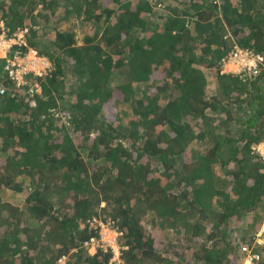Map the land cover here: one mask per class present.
I'll list each match as a JSON object with an SVG mask.
<instances>
[{
    "label": "trees",
    "instance_id": "16d2710c",
    "mask_svg": "<svg viewBox=\"0 0 264 264\" xmlns=\"http://www.w3.org/2000/svg\"><path fill=\"white\" fill-rule=\"evenodd\" d=\"M102 1L0 0L11 50L52 63L17 85L0 58V264H109L84 245L101 215L120 264L236 261L264 221V0ZM234 44L256 72H219Z\"/></svg>",
    "mask_w": 264,
    "mask_h": 264
},
{
    "label": "built area",
    "instance_id": "2783aa9c",
    "mask_svg": "<svg viewBox=\"0 0 264 264\" xmlns=\"http://www.w3.org/2000/svg\"><path fill=\"white\" fill-rule=\"evenodd\" d=\"M0 58L4 60L3 68L8 74L16 80L17 85H28L24 75L33 73L41 75L50 69L48 60L38 54L32 48H29L24 54L21 51H13V45L26 44L24 40V30H18L12 36L8 35L9 29L0 23ZM2 52V54H1ZM262 57L259 54L253 53L251 50L240 47L234 44L228 55L221 60L223 69L221 72H247L249 70L257 71L258 65ZM226 63L229 64L226 65ZM237 66V71L234 67ZM232 70V71H231ZM33 90V85L30 86V91ZM1 92H3L1 90ZM256 150L264 156V143L259 144ZM87 226L90 230L97 231L94 235L84 242L88 251L96 252L97 249L110 248L112 250V258L110 263L117 262L120 255V246L118 245V238L122 235V231L118 229L115 223L109 219H102L100 217H92L87 220ZM242 258L238 263L232 264H255L261 259V255L254 250V245H243L240 248ZM59 264H67L66 256H61L58 259Z\"/></svg>",
    "mask_w": 264,
    "mask_h": 264
},
{
    "label": "rangeland",
    "instance_id": "374dc122",
    "mask_svg": "<svg viewBox=\"0 0 264 264\" xmlns=\"http://www.w3.org/2000/svg\"><path fill=\"white\" fill-rule=\"evenodd\" d=\"M104 4L103 5H106L107 3H108V1L107 0H103L102 1ZM40 7V6H39ZM39 8H37L36 10H34V13H36L37 12V10H38ZM157 13H159V10H155ZM156 17H157V15H156ZM2 23V22H1ZM89 24L90 23H84L83 21H81V20H77V19H71L70 21H62L60 24H59V29L60 30H68V31H70V32H72V33H74V35H75V38H76V40L78 41V43H80L81 41H82V39L85 37V35L88 33V30H89V28H90V26H89ZM0 25H2V24H0ZM227 33H229L228 31H226ZM226 33V35H228ZM38 34L40 35L39 37L44 41V43H47L49 40H51L52 39V37L54 36V32L52 31V30H50V32H48L47 33V35L46 36H42L41 34H42V30L41 29H39V32H38ZM229 36V38H227L226 36H225V39H226V41H230V42H233V39L231 38V35L229 34L228 35ZM48 37V38H47ZM39 38V39H40ZM45 39V40H44ZM47 39V40H46ZM1 54H2V52H1ZM46 58V57H45ZM226 65H228L229 66V64L228 63H226ZM219 70L220 71H222V69H223V66L221 65V63H219ZM235 69L237 68V66H235L234 67ZM232 71V70H231ZM234 71H237V69L236 70H234ZM233 72V71H232ZM222 73H226V72H222ZM214 83V82H213ZM213 83L211 82L210 83V85L208 86V91H209V93L210 92H213L214 90H215V86L213 85ZM137 86H142V84L140 83V84H138V85H136V87ZM149 92H150V90H148ZM112 100H113V105H115L116 103V101L118 100V98H116L115 96L114 97H112ZM118 104H120V103H118ZM123 108V109H120L119 110V112L122 114L123 113V110H125L126 109V107L124 106V104H120V106H119V108ZM60 110V109H59ZM106 113H107V111H106ZM106 115V114H105ZM123 115V114H122ZM109 116V115H108ZM108 119V118H107ZM66 120H67V118L66 117H63L62 118V120H61V122H66ZM109 120H113V118L111 117V116H109ZM60 123V122H59ZM66 124H67V122H66ZM74 138H75V141H76V143H78L80 140H81V137H80V135H74ZM79 140V141H78ZM259 146V145H258ZM101 216H103V217H105L104 215H101ZM173 234V231L172 230H169V231H167V230H165L164 232H163V234H162V236L163 237H167V238H171V237H173V236H171ZM159 235V233H158V231H156V236H158ZM264 241V221H263V223H262V225H261V227H260V229H259V231H258V233H257V237H256V239H255V241L253 242V244H251V245H256L257 243H261V242H263ZM123 248V247H122ZM121 248V249H122ZM95 252H92V251H90V254L91 255H93ZM239 254L240 255H238V259L236 260V261H234V262H232V263H238L240 260H241V258H242V254L239 252ZM120 255H121V250H120ZM232 263H230V264H232ZM109 264H120V256H119V260L117 261V262H112V263H109ZM240 264V263H239Z\"/></svg>",
    "mask_w": 264,
    "mask_h": 264
},
{
    "label": "clouds",
    "instance_id": "9594fccd",
    "mask_svg": "<svg viewBox=\"0 0 264 264\" xmlns=\"http://www.w3.org/2000/svg\"><path fill=\"white\" fill-rule=\"evenodd\" d=\"M38 54H39V53H38ZM39 55L42 56V57H44V58L46 57V59L48 60V62H49V64H50V68H51V67H52V63H51V61L49 60V58H48L47 56H43V55H41V54H39ZM220 62H221V61H220ZM220 62H219V63H220ZM218 66H219V64L217 65L216 68L219 70V67H218ZM219 72L222 74V72H221L220 70H219ZM226 73H229V72H226ZM33 75H34V76H38V74H33ZM33 91H36V92H39V91H40V87H39V85H38L37 83L33 84ZM92 217H100V218H102V219L105 218V217H103V216H92ZM92 217H90V218H92ZM88 219H89V218H87V220H88ZM87 220H86V222H87ZM86 222H85V226L87 227L88 230H90V229L88 228ZM118 239H119V238H118ZM118 245H119V243H118ZM119 246H120V245H119ZM121 248H122V247H120V250H121ZM87 251H88V248H87ZM97 251H104V252H105V251H111V257H110V259L112 258V250H111L110 248H107L106 250H104V249H97L95 253H97ZM255 251H256V250H255ZM88 253L90 254L89 251H88ZM95 253H94V254H95ZM258 253H259V252H258ZM94 254H93V255H94ZM259 254H260V253H259ZM90 255H91V254H90ZM119 256H120V255H119ZM110 259H109V263H110ZM66 261H67V260H66ZM57 264H59V263H58V260H57ZM67 264H70V263L67 262Z\"/></svg>",
    "mask_w": 264,
    "mask_h": 264
}]
</instances>
